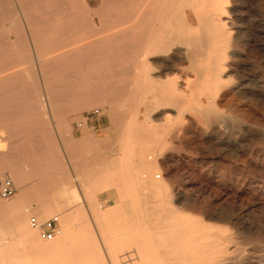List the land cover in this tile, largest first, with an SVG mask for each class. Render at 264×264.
<instances>
[{
    "label": "bare ground",
    "instance_id": "obj_1",
    "mask_svg": "<svg viewBox=\"0 0 264 264\" xmlns=\"http://www.w3.org/2000/svg\"><path fill=\"white\" fill-rule=\"evenodd\" d=\"M233 4L234 0H0V128L10 129L17 116L11 109L24 104L66 103L79 116L78 126L86 120L82 111H97L108 118L115 151L136 155V162L124 167L156 169L168 142L164 128L152 124L156 113L166 118L173 114L206 131L221 122L220 106L230 109L227 81L239 57V28L235 10L229 8ZM127 104L131 113L124 119ZM246 108L235 105L229 114L225 111L237 122V132L258 120ZM5 173L0 156V174L13 179ZM127 181L132 184L120 188L125 195L145 199L140 206L145 214L152 212L147 204L157 195L165 206L172 204L163 180L143 189L133 184V176ZM148 190L154 195L144 194ZM43 209L59 215L61 231L52 240H44L31 226L29 219L36 212L19 195L0 196V237L17 234L12 243L0 242L1 262L118 264L120 252L134 247L136 260L131 264H224L230 251L224 237L214 230L201 232L204 228L197 224L202 222H189L186 212L173 206L164 212L167 217L143 219L142 233L130 229L124 219L109 223L120 213L119 206L104 211L93 207L98 218L80 228L83 238L76 243H69L75 230L69 215L57 208ZM100 233L108 236L106 242H98L94 234ZM4 246L8 252L16 249L18 257L2 258Z\"/></svg>",
    "mask_w": 264,
    "mask_h": 264
},
{
    "label": "rangeland",
    "instance_id": "obj_2",
    "mask_svg": "<svg viewBox=\"0 0 264 264\" xmlns=\"http://www.w3.org/2000/svg\"><path fill=\"white\" fill-rule=\"evenodd\" d=\"M233 5L229 8L235 10L233 17L239 28V57L237 69L229 73L230 78L227 81L228 87H231L226 95L230 109L220 106L217 110L221 115L219 125L212 123L209 130L203 131L196 127V123H183L173 114L166 118L156 113L152 124L157 128H164L168 139L166 147L158 155L159 166L156 169L124 167L126 162L135 163L136 155L116 150L112 164L113 177L116 180L122 177L123 181L119 178L120 182L112 184L115 191L109 203L94 199L87 200V206L80 203L79 206L67 208L66 212H70L75 229L69 243L81 241L83 234L80 228L98 218L92 212L93 207L104 211L109 207L119 206L120 213L111 217L109 223L114 225L124 219L130 229L138 228V232L142 233L143 219L167 217L164 212L173 206L183 215L186 212L184 216L189 222H202L197 224L199 228H204L201 232L214 230L225 238L230 251L226 254L227 263L224 264H264V0H234ZM235 105L249 108L258 117L256 124L242 127V131L237 132V122L226 117ZM123 109L125 119L130 115L131 109L128 104ZM138 110L141 120L144 108ZM82 114L86 119L89 118L88 114H92L89 119L100 117L108 120L106 115L99 116L97 111H82ZM77 117L75 114L76 123L80 122L79 116ZM1 134L0 130V138ZM1 142L0 140V149L3 147ZM128 176H133L136 179L135 185L141 189L145 186L153 188L163 180L172 193V204L165 206L166 203L157 195L156 199L147 204L152 212L145 214L140 210L145 199L125 195V191L120 188L132 184L127 181ZM154 193L150 190L144 192L149 195ZM156 211L162 213L158 214ZM53 214L56 212L38 215V218H47ZM112 234L110 232L107 235ZM94 235L99 243L106 242L108 237L101 233ZM6 236L8 235L4 234ZM4 237H0L1 243L13 242ZM120 254L122 261L118 264H123L126 260V264H131L136 260L134 247L127 248ZM18 255L19 253L9 256L15 259ZM6 256L4 254L2 258ZM0 264L4 263L0 261Z\"/></svg>",
    "mask_w": 264,
    "mask_h": 264
},
{
    "label": "crops",
    "instance_id": "obj_3",
    "mask_svg": "<svg viewBox=\"0 0 264 264\" xmlns=\"http://www.w3.org/2000/svg\"><path fill=\"white\" fill-rule=\"evenodd\" d=\"M11 111L17 116L10 129H0L2 168L14 176V195L26 201L37 217L51 212L43 206L70 217L67 208L80 203L87 206V200L111 202L115 145L107 119L87 118L78 126L66 103L24 104ZM4 238L16 240L17 234L11 232ZM1 254L18 252H8L4 246Z\"/></svg>",
    "mask_w": 264,
    "mask_h": 264
},
{
    "label": "built area",
    "instance_id": "obj_4",
    "mask_svg": "<svg viewBox=\"0 0 264 264\" xmlns=\"http://www.w3.org/2000/svg\"><path fill=\"white\" fill-rule=\"evenodd\" d=\"M87 116L90 118L92 114H88ZM15 193L16 186L14 185L12 179L7 175L0 174V196L4 199H7L13 196ZM29 220L31 226L39 230L40 236L44 240L54 239L55 236L61 231L58 214L51 215L47 218H43L42 220L32 215ZM126 261H123L122 263L126 264Z\"/></svg>",
    "mask_w": 264,
    "mask_h": 264
}]
</instances>
